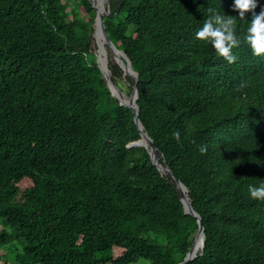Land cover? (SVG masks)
Here are the masks:
<instances>
[{"label": "trees", "instance_id": "obj_1", "mask_svg": "<svg viewBox=\"0 0 264 264\" xmlns=\"http://www.w3.org/2000/svg\"><path fill=\"white\" fill-rule=\"evenodd\" d=\"M103 2L143 129L204 226L187 264H264L248 187L264 181V54L244 39L264 0L243 17L234 0ZM215 13L236 17L232 62L195 35ZM95 14L91 0H0V264H177L193 242L196 219L97 64Z\"/></svg>", "mask_w": 264, "mask_h": 264}, {"label": "clouds", "instance_id": "obj_2", "mask_svg": "<svg viewBox=\"0 0 264 264\" xmlns=\"http://www.w3.org/2000/svg\"><path fill=\"white\" fill-rule=\"evenodd\" d=\"M259 0H234L233 8L239 10V16H245V10H254ZM201 39L214 46L218 55H222L227 61L237 59L233 53V47L240 43L236 33V17L230 14L215 13L208 16L201 27L195 33ZM253 51V54H264V8L258 13L252 12L251 23L244 35ZM179 139V132L174 133ZM207 150V145H200V151ZM249 194L252 198L264 200V181L258 184H250Z\"/></svg>", "mask_w": 264, "mask_h": 264}, {"label": "water", "instance_id": "obj_3", "mask_svg": "<svg viewBox=\"0 0 264 264\" xmlns=\"http://www.w3.org/2000/svg\"><path fill=\"white\" fill-rule=\"evenodd\" d=\"M91 3H92V6L96 10V14L94 17V22H93L94 36L96 33H98L100 36L101 46L103 48L105 46H108L109 50L111 51V53L113 55V59L119 64L120 68L122 69L123 76L129 75V76L135 78V84L133 85V89H132V92L130 94V97L128 99H126L123 97V95H121L123 93L120 94V92L117 90V87L112 83V81L110 79L109 72H108L107 63L106 62L100 63V60H99L100 45L98 44L97 64H98V66H99V68L103 74V77L106 80L107 87L110 89L112 94L119 100V102L121 104H124L125 106L129 107L132 110L133 120H134V123L136 125V128L139 130V133L142 136L144 143L149 146V157H150L151 162L153 164H155L159 170L164 171V172L171 175L172 179L175 181L176 186L179 189V192L181 195V202H182L184 211L186 213L192 215L197 221V231L195 233L191 247L188 250V252L185 254L184 258L177 263V264H187L189 261L193 260L197 256V252L199 249L195 246V242L197 241V239L199 237L201 239V246L199 248L203 247V240H204L205 234H204V226L201 222V217L193 209L191 202L188 198V194L185 191V188H184V185L182 184V182L174 176V174L170 168H168L167 166H165L159 162V160L156 156V152H155L156 151L155 144H154L153 140L151 139V137L147 134V132L144 131L143 124H142L141 120L139 119V106L137 104V96L138 95H137V86H136V82H137L136 73H135V71H133L131 69V64H130L129 60H127V62H123L122 59L125 57V53L122 50H119L118 48H116L115 45L110 40V38L107 36L106 30L104 27V23L102 20V16L106 11L104 4L102 5V8L99 9L95 5L93 0H91ZM103 58H104V56H103ZM124 71H127V74L124 73Z\"/></svg>", "mask_w": 264, "mask_h": 264}, {"label": "rangeland", "instance_id": "obj_4", "mask_svg": "<svg viewBox=\"0 0 264 264\" xmlns=\"http://www.w3.org/2000/svg\"><path fill=\"white\" fill-rule=\"evenodd\" d=\"M104 6H105V4H104ZM92 36H94V33L92 34ZM98 44L96 43L95 39H93L92 50L96 54H97ZM101 54H102V56H104L105 62L106 61L108 62L109 60H113V55H112L111 51L109 50L108 46H105L104 48L101 49ZM108 72H109V69H108ZM124 73L127 74V71H124ZM125 77H126V75H125ZM117 82H118V86L116 85L118 87L117 90L120 92V94L123 93L121 95L125 96L128 99L130 97V89H129V83L126 82V78L124 79L122 77ZM26 184H27L26 181L22 182V186H25ZM0 229H1V225H0Z\"/></svg>", "mask_w": 264, "mask_h": 264}, {"label": "bare ground", "instance_id": "obj_5", "mask_svg": "<svg viewBox=\"0 0 264 264\" xmlns=\"http://www.w3.org/2000/svg\"><path fill=\"white\" fill-rule=\"evenodd\" d=\"M94 1V3H95V5L99 8V9H101L102 8V5L104 4V2H103V0H93ZM99 45H100V52H99V60H100V63H102V62H105L104 61V58H103V56H102V54H101V49L103 48L102 46H101V41H100V43H99ZM124 98H126L125 96H123ZM127 99V98H126ZM195 246L199 249V247L201 246V239H200V237L197 239V241L195 242Z\"/></svg>", "mask_w": 264, "mask_h": 264}]
</instances>
